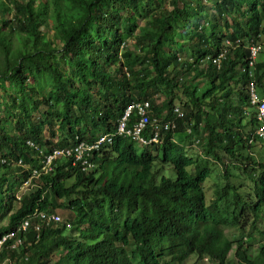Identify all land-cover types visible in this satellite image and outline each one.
I'll list each match as a JSON object with an SVG mask.
<instances>
[{"label":"trees","instance_id":"1","mask_svg":"<svg viewBox=\"0 0 264 264\" xmlns=\"http://www.w3.org/2000/svg\"><path fill=\"white\" fill-rule=\"evenodd\" d=\"M263 36L264 0H0V108L7 103L0 109V217L7 219L0 237L17 231L0 264H183L191 255L227 264L233 241L225 224L242 233L238 264H264V160L246 153L253 142L263 145L264 131H256L263 122L238 69L247 64L244 45ZM236 39L240 46H226ZM222 50L218 66L211 57ZM257 70L264 94V61ZM146 100L149 118L161 123L175 106L186 109L176 127L161 130V143L139 146L117 135L94 156L92 171L62 158L17 198L43 156L116 132L127 107ZM154 129L148 124L143 135ZM191 146L200 148L196 156ZM217 164L224 182L213 189L207 180ZM233 169L253 186L243 177L242 190L232 184ZM15 172L19 186L11 183L5 199L6 173ZM59 209L73 214L70 232L63 217H32ZM27 218L29 229L18 230ZM246 231L263 236L256 254ZM16 238L24 243L13 248Z\"/></svg>","mask_w":264,"mask_h":264},{"label":"built area","instance_id":"2","mask_svg":"<svg viewBox=\"0 0 264 264\" xmlns=\"http://www.w3.org/2000/svg\"><path fill=\"white\" fill-rule=\"evenodd\" d=\"M226 46H233L230 41H227ZM258 45H251V64H253L254 57L259 50ZM225 50H222V53L218 56L211 57L213 63H217L218 66L221 63L222 57H224ZM255 88L251 87V99L252 103L258 101V97L255 94ZM258 105V118L263 122L258 128V133H263L264 131V98L260 99L257 103ZM136 112L138 115V120L134 122L132 125H129V117ZM173 118L168 120L167 122H159L157 118H153L151 120L149 115H151V103L150 101H134L132 102L127 109L125 110L123 116L120 118L117 130L114 133H106L99 136V138L89 141V140H78L74 144L64 147V148H55L50 153L42 157V165L40 168H35L32 170L31 177L24 183L22 186V190L28 189V187H33L32 179L38 178L42 173H46L48 171L53 170V165L55 161L61 158H71L73 159V164L77 163L80 165L81 169L84 171L92 170L95 167V162L92 160L95 153L101 151V149L105 146H109L113 144L114 138L117 135L129 137L134 142L137 141L140 145H151L153 143H161L163 140V133H160L161 130H166L169 128L176 127V119L183 118L184 110L180 106H175L173 109ZM152 125L154 130L150 132L148 136L143 135V128L148 124ZM188 131L191 133L192 128L189 127ZM30 145H33L32 142H29ZM1 160V159H0ZM17 164H22V161H18ZM20 194V193H19ZM21 195H18L20 198ZM32 217H38L41 220L49 221H62V217L57 212H47L42 210H37L33 213ZM30 218V217H29ZM29 218L25 219L20 225L18 230L27 231L30 226ZM36 237L39 238V225L36 224ZM17 231L8 232L3 234L0 237V254L3 249L5 243H7L8 239L15 237ZM23 244L22 238H16L15 242L11 244L13 248L18 246L19 244ZM8 246V245H7ZM9 259V264H18L12 259ZM5 263V262H3Z\"/></svg>","mask_w":264,"mask_h":264},{"label":"rangeland","instance_id":"3","mask_svg":"<svg viewBox=\"0 0 264 264\" xmlns=\"http://www.w3.org/2000/svg\"><path fill=\"white\" fill-rule=\"evenodd\" d=\"M207 12L209 14H214L215 11L213 8L209 7L207 8ZM141 22V21H140ZM264 37L261 41V43H263L262 45V50L261 52L258 54L259 58L258 60L259 61H264ZM190 55V51L189 50H185L183 53H182V56L184 57L183 59H186L188 58ZM241 86L239 85L238 88H240ZM180 102V101H178ZM181 103V102H180ZM182 104V103H181ZM7 105L6 102H4V104L1 106L0 109H4L3 107H5ZM183 105V104H182ZM183 108L185 109L184 105H183ZM186 110V109H185ZM249 111L251 110V108L248 109ZM166 112L162 113V114H165ZM135 143L137 145H140L137 141H135ZM140 149V148H139ZM191 151H190V155H195L196 156V153H199V147H195V146H191L190 147ZM247 152H250L252 154H254V157L256 160H259V161H262L264 160V143L263 145L260 144V141L258 142H253V145L251 147V149L249 150H246V153ZM230 157H227V156H224V161H230ZM222 168L217 164V167H214V171L212 173V176L211 178H209L207 180V183L209 184V186L211 188H216V182H224V179H223V176H222ZM234 173H235V176L231 177V183L234 184L237 188H239L240 190L241 187H243L244 185V182L242 181L241 177L244 178V181L245 183L248 185V184H253L251 179L246 176L242 171L238 172L236 169H233L232 170ZM258 171V174H261V172L263 171L262 169H259V170H256V173ZM15 176H11L9 173H6V176H5V186H4V192H5V199L8 198L9 196V189H10V184L11 183H15V186L16 188L19 186V180H18V175H17V172H15ZM163 174L167 175V176H170L173 174L172 170L170 169H166L165 171H163ZM257 174V175H258ZM255 175V176H257ZM253 186V185H252ZM251 186V187H252ZM30 186L28 187V189H26V191H29L30 190ZM248 188V187H247ZM206 189V188H205ZM0 191H1V187H0ZM24 191V190H22ZM26 193V192H25ZM213 197V192L211 189L207 188V200L210 201ZM229 197L231 198V195H229ZM0 201H1V192H0ZM229 205L230 207L228 209H224V212H229L233 209V205L232 203L229 201ZM57 212L63 217L65 218L66 220L68 221H71V218L73 217V214L69 211V210H65V209H59L57 210ZM229 217V216H228ZM260 218L259 221L262 222V220L264 221V206L261 207V213H260ZM72 222V221H71ZM7 223V219L4 218V217H0V226L1 225H5ZM224 229H225V233L231 238V240L233 241V247L228 255V263L227 264H238L237 260L235 261V251L237 249V246H238V243L239 241L236 240V238H238L239 236H241V231L240 229L237 227V226H234V225H228V224H225L224 226ZM249 229V228H248ZM67 231H71V229H68ZM246 239H250L252 238V244L249 245V244H245L246 246L249 247L250 251L253 253V254H256L258 249V245L260 243H263V236L260 235L259 233L257 232H254V237L252 235H249V231H246L245 233V236ZM249 243V242H247ZM53 258H55L53 256ZM16 262V261H15ZM1 264H9V259L7 258L5 260V263H1ZM163 264H180V263H174V262H171L169 260V258H166L164 261H163ZM183 264H215V263H212L210 260H208L207 257L203 258V259H199L196 255H191L190 258Z\"/></svg>","mask_w":264,"mask_h":264},{"label":"clouds","instance_id":"4","mask_svg":"<svg viewBox=\"0 0 264 264\" xmlns=\"http://www.w3.org/2000/svg\"><path fill=\"white\" fill-rule=\"evenodd\" d=\"M264 37V36H263ZM263 37H262V39H263ZM262 39L259 41V42H253V41H251V42H249L248 44H245L244 45V47L248 50V56L246 57V62L245 63H247L246 65L245 64H243L242 66H239L238 67V69H239V72L241 71V72H245L246 74H247V83L245 84V87H246V89H247V92H248V96H249V102H250V104H252V105H255V107L257 108V116H258V102H259V100L260 99H263L264 98V94H262L261 93V91L259 90V86H258V83H257V74H256V71L259 73V70H257V64H258V62H259V60H258V54L261 52V50H262V45H263V43H261V41H262ZM230 41V40H229ZM232 44H233V46H228V48H235V47H238V46H240L241 45V39H236L235 40V42H233V41H230ZM264 42V41H263ZM251 45H258L260 48H259V50H258V52L256 53V55H255V57H254V60H253V64H251V49H250V46ZM263 62V61H262ZM260 72H261V70H260ZM254 87L255 89V94H256V96L258 97V101L257 102H254V103H252V99H251V87ZM173 112V111H172ZM177 119H179V118H177ZM177 119H176V121H177ZM261 125V124H260ZM260 125H257V128H256V131H258V128L260 127ZM99 138V137H98ZM97 139V138H96ZM93 141V140H92ZM114 142V141H113ZM74 144V143H73ZM72 145V144H71ZM112 145V144H111ZM111 145H109V146H105V147H103L102 149H101V151L103 150V149H108ZM139 146H142V145H139ZM68 147V146H67ZM64 148V147H63ZM101 151H99V152H101ZM99 152H97V153H99ZM97 153H95L94 154V156L95 155H97ZM94 156H93V158H92V160L95 162V167L93 168V169H95L97 166H98V163L94 160ZM1 160H4L3 158H0ZM62 159V158H61ZM60 160V159H59ZM20 161V160H19ZM6 162H7V160H6ZM18 162V161H17ZM17 162H15L16 164H17ZM8 163V162H7ZM19 165V164H18ZM20 165H22L23 166V163L22 164H20ZM92 169V170H93ZM92 170H89V171H84V172H90V171H92ZM32 188V187H31ZM30 188V189H31ZM25 192H28V191H26V190H24V191H22V187L18 190V192H17V198H18V195H21L22 196V194L23 193H25ZM20 193V194H19ZM21 198V197H20ZM20 198H18V199H20ZM62 217V216H61ZM67 226L70 228V229H72V222L71 221H68L67 222ZM246 238V237H245ZM235 259V261H236V258H234Z\"/></svg>","mask_w":264,"mask_h":264},{"label":"bare ground","instance_id":"5","mask_svg":"<svg viewBox=\"0 0 264 264\" xmlns=\"http://www.w3.org/2000/svg\"><path fill=\"white\" fill-rule=\"evenodd\" d=\"M258 58H259V56H258ZM20 232H21V231H20ZM20 236H22L21 233H20ZM23 236H24V235H23ZM24 237H26V236H24ZM24 237H23V238H24ZM25 243H26V241H25ZM23 248H24V247H23ZM27 254H28V253H27Z\"/></svg>","mask_w":264,"mask_h":264}]
</instances>
